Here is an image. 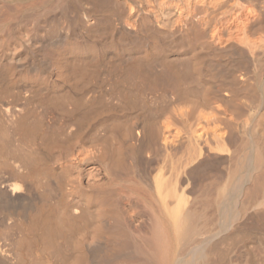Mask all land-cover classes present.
I'll use <instances>...</instances> for the list:
<instances>
[{
	"label": "bare ground",
	"instance_id": "obj_1",
	"mask_svg": "<svg viewBox=\"0 0 264 264\" xmlns=\"http://www.w3.org/2000/svg\"><path fill=\"white\" fill-rule=\"evenodd\" d=\"M147 1L158 8L146 11ZM163 16L211 55L182 54L179 64L163 59L148 81L147 62L159 57L146 52L144 31L161 26ZM200 25H210L208 39ZM78 33L111 38L107 45L121 55L111 66L118 64L115 92L123 104L132 106L147 83H163L178 95L176 107L200 111L196 125L184 133L167 127L160 136L149 125L121 128L110 117L116 127L107 124L103 136L59 146L54 113L71 117L66 125L75 135L103 109L92 97L67 96L104 59L90 42L77 55ZM10 88H19L17 96L5 98ZM180 135L184 155L176 146ZM202 143L216 153L203 152ZM145 149L156 160L153 180L144 173ZM258 229H264V0H0V264H264L263 238L253 240L255 249L246 243Z\"/></svg>",
	"mask_w": 264,
	"mask_h": 264
},
{
	"label": "rangeland",
	"instance_id": "obj_2",
	"mask_svg": "<svg viewBox=\"0 0 264 264\" xmlns=\"http://www.w3.org/2000/svg\"><path fill=\"white\" fill-rule=\"evenodd\" d=\"M152 5V6H151ZM153 5H154V7L155 8H158V2L157 1H151L150 3L147 1L146 2V11L148 10V9H150V7H153ZM149 15H148V14ZM146 14L149 16V20H153L154 18L151 16V14L149 13V12H146ZM165 18V19H164ZM155 20V19H154ZM166 20V21H165ZM152 25V26H151ZM155 25V24H154ZM156 26V25H155ZM153 26V24H147V26H146V31H144V40L146 39V44L148 45V47H147V45H146V52L148 53V52H150V56L152 55V54H154V55H152V56H157V57H159V59L160 58H162V60H156L155 58L153 59L152 58V60L153 61H148L147 62V64H148V66H146V68H147V71H150V75H147V76H145V80H148L149 81V78H147L148 76L150 77H152L153 76V74L152 73H156V71H159L161 68H162V62H163V59H165V60H168V61H171V62H177L178 61V63L177 64H179V58L180 57H183V55H185V57H187L186 55H193L192 53H195L196 51V56H204V58H206V57H210V55H211V53L209 54V52L211 51L209 48V51H208V49L207 48H204V47H202V45H200V46H198V44H200L199 43V41H195V42H190L191 41V39H190V41L189 40H187V39H185V38H183L182 36H181V32L179 33V32H177V31H175L174 29H172L171 28V21L169 20V18L167 19L165 16H163L162 17V23H161V26ZM205 25H200V29L202 30L201 32H202V35L205 37V38H209V35H210V33L208 34V32H209V30L210 29H208V28H211L210 27V25H206V27H204ZM78 27H80V25H78ZM202 27V28H201ZM156 28V29H155ZM207 29H208V31H207ZM153 30H156V31H153ZM157 30H159L158 31V33H157ZM161 31V32H160ZM146 32V33H145ZM223 33H225L224 31H222ZM150 33V34H149ZM155 33H157V35H156V37H155V39L157 40V42H156V45H154V46H152L149 42H151V40L153 41V37H154V35H155ZM161 33V34H160ZM171 33H172V35H171ZM79 34H83V33H78L77 34V36H79ZM146 34V35H145ZM86 34H83L82 36L80 35L79 37H77L76 38V44L79 46V47H77V45H76V50L78 49V50H80V51H76V54L78 53H82V52H84L85 53V47H87V46H85V44L87 45L89 42H90V44L92 45V46H96L97 47V52H99V49H100V53L102 54V58H104L103 60H102V62L104 63V64H102V62H101V65H103V66H97V67H95V68H93L92 69V72L94 71V73H92V74H94V77H91V76H89L86 80H84V82L85 81H88V82H86L84 85H83V81H80V83H78L77 85H79V87H76L75 86V88H77L76 90H74V92H73V89H71V91L69 90V87H68V90L69 91H67L68 92V95H67V92L66 91H64L65 90V88L64 87H66V86H62V88L61 87H58L60 90H62V92H66V95L68 96V97H72V95L74 96V98H80L81 96L83 97V98H85V100H87V99H89V97L91 98V99H93L94 101H92V103L94 102V105L96 106L97 105V107H102L103 106V109L101 108V111L99 110H95V111H93L95 114L94 115H92L93 114V112L92 113H90V118H88V121H86L84 124H83V126H82V128H80V131H79V133L77 132V134H75V135H73L72 133H71V131H72V129H71V131H70V128H69V126L67 127V125H69V121L71 122L72 120L70 119L71 117L68 115V119H69V121H67L66 120V118H64L65 117V115H66V117H67V114L65 113L64 114V112H62V111H57V112H59V114L61 115H59V114H57V115H55V113H54V115L53 116H56V117H53L54 118V123L56 124V127H54V125H53V121H52V119L50 120L51 121V123H52V125H53V127H54V129H55V139H56V141H58L59 143V146H60V144H61V146L62 147H74V145H72L71 146V144H75V143H77L78 142V140L80 139V138H91V139H93V138H95L96 136L98 137L100 134H101V136H103V134H102V132L103 133H105L106 131H108L109 130V126H107L106 127V125L108 124V125H111V126H115L116 124H121L122 123V125L120 126L121 128H123L122 126H123V124L125 125V126H127L128 124H131V123H134V122H137V123H139L140 125H142V127H144L145 129L146 128H148L147 130H151L150 128H154V130L155 131H159V133L158 132H156V133H158V135H160V136H163L164 135V132L165 131H167L168 129H169V127H170V131L171 130H174V128H175V130H177V131H179L178 129L179 128H181L180 130L181 131H183L182 133H184V131H186V130H189L190 128H191V126L192 125H196V123L197 122H195V121H198L196 118H199V112H196L197 110L195 109V110H193L194 108H189V107H185V106H181L180 108H178L179 107V100L177 99V97H178V95L176 94V92L174 93V91H170V88H168V86L166 85V84H164V85H166V87H164V86H162L163 85V83H161V84H159V86L158 85H153V86H151V85H149L148 83H147V85H149V86H151V87H148L147 85H146V91L145 90H142V91H140L141 93L143 92V91H145V93H142V94H144V95H142V94H140V93H136L135 95V98L137 97V98H140V99H136L135 100V98H134V102L132 103V106L130 105V104H127V103H125V104H123L124 103V101H123V99H120L119 97H121L119 94L117 95V93L115 92L116 90V87H117V85H118V79H119V77H118V75H119V70H117L116 68L118 67V64L120 63V61L121 60H119L120 58H121V55H120V58H119V56L117 55V52H116V55H115V51L113 50L114 49V45H113V43L111 44L112 45V47H110L111 45H107V44H110L111 42H112V40H111V38L108 36V35H103V36H106V39H105V37L103 38V36L101 37L100 36V38H99V36H98V40H99V42H96V41H98L97 40V37H95L96 38V40H95V38H92L93 36L91 35H86L87 37H90V38H87L86 36H85ZM94 35V34H93ZM150 36V37H148V36ZM152 35V36H151ZM206 35V36H205ZM164 36H168V37H164ZM171 36V37H170ZM82 37H85V41L84 40H82V39H84V38H81ZM179 37V38H178ZM87 38V39H86ZM103 38V40H104V43L103 42H101L102 39ZM166 38V39H165ZM78 39V40H77ZM79 39H80V41H79ZM108 39V40H107ZM91 40V41H90ZM95 40V41H94ZM106 40V41H105ZM164 40V41H163ZM180 40V41H179ZM77 41H78V43H77ZM81 41H83V42H81ZM87 41V42H86ZM94 41V42H93ZM107 41H109V42H107ZM167 41H168V43H167ZM95 43L96 45H93L92 43ZM105 42H106V44H105ZM148 42V43H147ZM198 42V43H197ZM99 43H103V44H99ZM182 43V44H181ZM188 43H191V44H188ZM84 46H83V45ZM185 44V45H184ZM188 44V45H187ZM81 45H82V47H81ZM98 45V46H97ZM104 45V46H103ZM157 45H159V48L160 49H158V46ZM187 45V46H186ZM189 45H191V47L189 46ZM151 46V47H150ZM155 46H157L156 48H155ZM164 46V47H163ZM81 47V49H79ZM135 47V48H134ZM138 47V48H137ZM137 47H136V45H134L133 46V53H140L141 51L143 52V47H139L138 45H137ZM194 47H196V48H194ZM150 48V49H149ZM204 48V49H203ZM84 49V50H83ZM96 49V48H95ZM102 49H103V51H104V53H102L103 51H102ZM105 49V50H104ZM137 50V52H136V50ZM141 50V51H140ZM153 50V51H152ZM201 50V51H200ZM205 52H203V51ZM206 50V51H205ZM82 51V52H81ZM192 51V52H191ZM142 52L140 53L141 55H142ZM187 52H189V53H187ZM198 52L201 54V55H199L198 54ZM186 53V54H185ZM203 53V54H202ZM207 53V54H206ZM77 54V55H78ZM183 54V55H182ZM194 54V55H195ZM198 54V55H197ZM209 54V55H208ZM207 55V56H206ZM104 56V57H103ZM143 56V55H142ZM206 56V57H205ZM101 58V59H102ZM201 58H203V57H201ZM107 60V61H106ZM111 60V61H110ZM143 60H145L144 62H145V64H146V59L145 58H143ZM156 60V61H155ZM114 61L116 62L117 61V66H116V63L115 64H112V66H111V63L113 62L114 63ZM162 61V62H161ZM96 71H95V70ZM99 69V70H98ZM111 70H113V71H111ZM117 70V71H116ZM92 74H90V75H92ZM115 75H116V77H115ZM91 77V78H90ZM151 77H150V79H151ZM90 79V80H89ZM152 79H153V77H152ZM190 82H191V80H190ZM87 85V86H86ZM161 85V86H160ZM18 86H19V84H18ZM17 86V87H18ZM105 86V87H104ZM112 86V87H111ZM157 86V87H156ZM156 87V88H155ZM12 88V87H11ZM10 88V89H11ZM151 88V89H150ZM163 88V89H162ZM166 88H168V89H166ZM10 89H8L9 90V92H10ZM19 89V88H18ZM18 89L16 88V89H11V90H13L12 91V93L10 92V93H8V91H7V93H6V95L4 96L5 98H12L13 96H17V91H18ZM21 89V88H20ZM57 89V88H56ZM59 89H57V90H59ZM59 90V91H60ZM66 90H67V88H66ZM163 90V91H162ZM165 90V91H164ZM114 91V92H113ZM211 91H212V89H211ZM210 91V92H211ZM15 92V93H14ZM100 92V93H99ZM109 92V93H108ZM172 92V93H171ZM213 92V91H212ZM13 93L14 94H16V95H13ZM113 94V95H112ZM116 94V95H115ZM177 96H176V95ZM210 94V93H209ZM208 94V96H209V98H210V95L212 94H210L209 95ZM214 94V93H213ZM80 96V97H78V96ZM110 95V96H109ZM142 95V96H141ZM76 96V97H75ZM144 96V97H143ZM176 96V97H175ZM194 95L193 94H191V98L193 97ZM196 96V95H195ZM194 96V98L196 99V100H200V102L202 101V103L204 102L203 100L204 99H202L203 97H199V99L197 98V97H195ZM212 97H213V99L215 98V96L214 95H211ZM88 97V98H87ZM99 97V98H98ZM212 97L210 98L211 100H213L212 99ZM83 98H81V99H83ZM87 98V99H86ZM97 98H98V100H97ZM105 98V99H104ZM111 98V99H110ZM193 98V99H194ZM95 99H96V102L97 101H99V100H101V101H99V102H97V103H95ZM103 99V100H102ZM170 99V100H169ZM84 100V99H83ZM84 100V101H85ZM90 100V99H89ZM110 100V101H109ZM122 100V101H121ZM138 100V101H137ZM178 100V101H177ZM205 100H207V99H205ZM211 100H209V101H211ZM122 103H121V102ZM137 101V102H136ZM214 102H215V100H213ZM213 101H211V102H213ZM70 102V101H69ZM136 102V103H135ZM141 102V103H140ZM149 102V103H148ZM206 102V101H205ZM123 104V105H122ZM140 104V105H139ZM175 104H178L177 106L178 107H176V105ZM214 104V103H213ZM67 105H69V103H67ZM100 105V106H99ZM102 105V106H101ZM126 105L128 106L129 105V107H126ZM170 105V106H169ZM111 106H112V108H111ZM139 106V107H138ZM142 106V107H141ZM129 108V109H128ZM177 108V109H176ZM96 109H98V108H96ZM117 109V110H116ZM143 109V110H142ZM173 109V110H172ZM107 110H109V111H107ZM56 112V113H57ZM97 112V113H96ZM193 112V114H191ZM100 113V114H99ZM62 114H64V116L62 115ZM97 114V115H96ZM58 115H59V117H61V119L58 117ZM178 115V116H177ZM196 115V116H195ZM170 116V117H169ZM108 117V118H107ZM111 117V118H110ZM59 118V119H58ZM104 118V119H103ZM112 120V122L110 121V119ZM114 118L116 119V121L114 120ZM192 118V119H191ZM63 119V120H62ZM106 119V120H105ZM179 119V120H178ZM103 120V121H102ZM118 120H121V121H118ZM67 121V122H66ZM108 121H110L111 123H114L113 121H115V122H117L116 124H110L109 122L107 123ZM141 121V122H140ZM193 121V122H192ZM106 122V123H105ZM118 122H120V123H118ZM181 122V123H180ZM195 122V123H194ZM72 123H73V121H72ZM71 123V124H72ZM105 123V125H103ZM67 124V125H66ZM181 124V125H180ZM86 125V126H85ZM148 125H149V127H148ZM57 127H58V130H57ZM74 127V126H73ZM116 127V126H115ZM165 127V128H164ZM168 127V129L166 130V128ZM187 127V128H186ZM193 127V126H192ZM61 128V129H60ZM66 128V130H63V129H65ZM108 128V129H107ZM159 128V129H158ZM172 128V129H171ZM178 128V129H177ZM84 129V130H83ZM100 129V130H99ZM183 129V130H182ZM105 130V131H104ZM111 130V129H110ZM146 130V131H147ZM163 130H165V131H163ZM70 131V132H69ZM163 132V133H161V132ZM180 131V132H181ZM61 134V135H60ZM92 134V135H91ZM106 134V133H105ZM163 134V135H162ZM78 135V136H77ZM90 135V136H89ZM183 136H184V134H182ZM182 135H180V136H182ZM75 136V137H74ZM178 137L177 138V148H178V150L180 151V152H182L181 154L182 155H184V151H185V146L184 145H186V143H185V141H184V143H183V139L182 138H184V137ZM100 137V136H99ZM159 137V136H158ZM157 136H156V138L157 139H159V143L161 142V140L163 139V137H159L158 138ZM162 138V139H161ZM182 140H181V139ZM147 138H145V140H146ZM185 139V138H184ZM148 140V139H147ZM76 141V142H75ZM158 140H156V142H157ZM73 142V143H72ZM146 142V141H145ZM148 142H149V140H148ZM158 143V142H157ZM180 143L183 145H181L180 146ZM144 144H147V142L146 143H144ZM179 145V146H178ZM204 145H206V147L209 149L210 147H212L210 144L208 145V144H206V143H202L200 146L202 147V151L203 152H205L206 154H209L208 152H210V153H213L214 151V147H212L213 148V150H212V148H211V151H208V149L205 147H203ZM210 146V147H209ZM205 150H204V149ZM57 150L58 149H54V150H52V151H50L51 153L50 154H48V156L51 158V157H55L56 156V154H57ZM146 150V152H147V150H148V152L146 153L144 150H143V152H142V155H144L145 153L147 154V155H144L145 157H146V159L148 160L149 159V161L146 163V165H145V174H146V178H149V179H152L153 177H154V175H155V172H153L152 170V172L150 173L149 171V168L151 167V169H152V167H154V162L156 161V160H154L153 159V157L152 158H149V156H148V154H149V152H151V151H149L150 149H145ZM210 150V149H209ZM216 150V149H215ZM145 152V153H144ZM49 153V152H48ZM214 153H216V152H214ZM217 153H219V152H217ZM55 155V156H54ZM153 159V160H152ZM7 161L8 162H10V161H12V160H10L9 161V159H7ZM7 161H6V163H7ZM5 162L3 163V164H6ZM3 164H1V168H2V173H7L8 171H9V167L8 166H6V165H3ZM8 165V164H7ZM223 166H219V168L220 169H222L223 170V168H224V163L222 164ZM148 166V167H147ZM148 169H147V168ZM153 170H154V168H153ZM101 172V171H100ZM102 173V172H101ZM152 173L154 174L153 175V177H151L152 176ZM150 176V177H149ZM153 180V179H152ZM146 199H147V195H146ZM146 212H148L147 211V206H146ZM147 214L148 213H146V216H147ZM259 230V229H258ZM261 230V231H260ZM259 230V232H260V234H259V232L257 231V232H255V235H253V237H251L249 240H248V242L251 240L252 241V243H251V241H250V243H248L247 241H246V243H247V247L248 248H250V249H255V246H256V243H253L254 241H256V240H259V239H262L263 238V240H264V229H260ZM259 235H258V234ZM257 234V235H256ZM254 240V241H253ZM241 241V240H240ZM243 242V241H242ZM240 245H242V244H240ZM240 245L238 244L237 246H239L240 247ZM252 245V246H251ZM237 246H235L234 248H232V252L231 253H229V256H230V259L232 260V259H234L235 258V254H236V250H238V249H240L239 247H237ZM241 248H242V246H241ZM259 258H261V254H262V252L260 251L259 252ZM229 264H232V262L230 261V263Z\"/></svg>",
	"mask_w": 264,
	"mask_h": 264
}]
</instances>
